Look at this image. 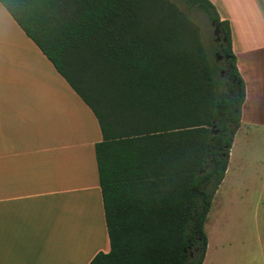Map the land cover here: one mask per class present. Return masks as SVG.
<instances>
[{"label": "trees", "instance_id": "16d2710c", "mask_svg": "<svg viewBox=\"0 0 264 264\" xmlns=\"http://www.w3.org/2000/svg\"><path fill=\"white\" fill-rule=\"evenodd\" d=\"M188 2L218 29L225 89L200 27L168 0H0L99 121L110 251L89 264L204 262L246 87L230 21L208 0Z\"/></svg>", "mask_w": 264, "mask_h": 264}, {"label": "crops", "instance_id": "0c3cea01", "mask_svg": "<svg viewBox=\"0 0 264 264\" xmlns=\"http://www.w3.org/2000/svg\"><path fill=\"white\" fill-rule=\"evenodd\" d=\"M208 1L231 24L244 116L264 85L252 62L264 61V0ZM102 139L92 109L0 3V264H89L110 251Z\"/></svg>", "mask_w": 264, "mask_h": 264}, {"label": "rangeland", "instance_id": "374dc122", "mask_svg": "<svg viewBox=\"0 0 264 264\" xmlns=\"http://www.w3.org/2000/svg\"><path fill=\"white\" fill-rule=\"evenodd\" d=\"M168 1L200 27L204 47L220 77L224 67L216 56L219 42L208 17L188 0ZM252 62L258 67L264 64L255 55ZM220 78L225 89L226 79ZM258 88L261 90L246 105L244 116L242 112L225 180L207 215L204 228L208 247L203 264H264V85ZM90 97L98 106L97 98Z\"/></svg>", "mask_w": 264, "mask_h": 264}, {"label": "flooded vegetation", "instance_id": "af4514ba", "mask_svg": "<svg viewBox=\"0 0 264 264\" xmlns=\"http://www.w3.org/2000/svg\"><path fill=\"white\" fill-rule=\"evenodd\" d=\"M217 41L219 42V46L218 47L221 48L220 39L217 38ZM216 56H217V59L222 60V62H223L224 69L221 70L222 78H225L227 80L230 79L229 78V66L227 64V60H228L227 56H224L222 51H220L219 53H216ZM226 85L228 86L229 84H226ZM229 92H231V91H229Z\"/></svg>", "mask_w": 264, "mask_h": 264}, {"label": "water", "instance_id": "95a60500", "mask_svg": "<svg viewBox=\"0 0 264 264\" xmlns=\"http://www.w3.org/2000/svg\"><path fill=\"white\" fill-rule=\"evenodd\" d=\"M214 25V24H212ZM215 35L218 36V29L216 28L215 31H214Z\"/></svg>", "mask_w": 264, "mask_h": 264}]
</instances>
